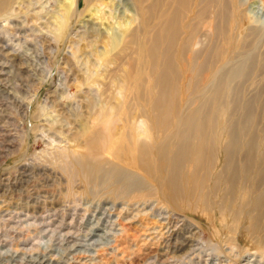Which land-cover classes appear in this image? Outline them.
I'll list each match as a JSON object with an SVG mask.
<instances>
[{
  "label": "bare ground",
  "instance_id": "6f19581e",
  "mask_svg": "<svg viewBox=\"0 0 264 264\" xmlns=\"http://www.w3.org/2000/svg\"><path fill=\"white\" fill-rule=\"evenodd\" d=\"M22 1L0 0V35L10 28L23 31L24 24L13 19L15 5ZM130 2L131 13H124L121 26L110 13L112 0H83V9L79 0H59L64 13L55 17L62 32L58 39L65 38L70 22L78 23L86 12L91 13V26H105L104 32L90 27L110 40V58L101 65L107 64H103L110 68L107 77L119 88L117 103L113 102L119 118L108 112L122 125L117 124L114 135L105 133L110 120L105 113L109 119L103 124L102 120L103 129L83 128L80 136L87 158L110 153L127 178L131 176L125 170L138 175L131 173L137 182H145L144 190L154 185L164 210L146 201L141 205L163 221L156 264L193 250L199 240L197 217L212 227L213 237L238 249L239 262L251 254L252 262L264 263V50L255 52L258 45L264 47V28L249 26L247 11L238 0ZM203 22H209L212 36L193 52ZM249 84L257 92L246 97ZM111 87L104 85L103 94ZM187 94L192 99L184 100ZM192 100L199 104L191 110ZM181 213L193 217L179 218ZM102 216L99 221L111 218L107 210ZM243 243L246 249L241 250Z\"/></svg>",
  "mask_w": 264,
  "mask_h": 264
},
{
  "label": "rangeland",
  "instance_id": "374dc122",
  "mask_svg": "<svg viewBox=\"0 0 264 264\" xmlns=\"http://www.w3.org/2000/svg\"><path fill=\"white\" fill-rule=\"evenodd\" d=\"M129 2L112 0L110 13L121 26L124 13H131ZM238 2L244 4L249 26L263 29L264 2ZM79 3L83 9V0ZM14 10L13 19L24 24L23 31L10 28L8 34L0 35V264H156L163 221L152 216L150 207L160 211L165 207L154 185L144 190L145 182H137L134 173L125 170L131 176L127 178L110 153L87 158L80 136L83 128L103 129L109 119L105 113L111 120L106 121V126L110 124L104 127L105 133L114 135L121 123L116 115L119 107L114 106L117 82H110V68L106 70L105 62L101 65L110 58L111 43L91 32L97 26L104 32L105 26H91V13L86 12L82 21L70 22L65 38L58 39L62 32L55 17L64 13L59 0H23ZM203 23L193 52L212 36L209 22ZM261 47L255 52L263 51ZM94 79L100 84L93 85L97 84ZM107 84L112 85L111 91L103 94ZM256 92L249 84L244 95ZM187 96L183 99L193 97ZM198 104L192 100L190 109ZM145 201L150 207L141 205ZM106 210L111 218L99 221ZM195 219L200 222L195 223L199 240L193 250L185 249L177 255L181 258L165 264H255L251 254L239 262L234 245L213 237L212 227L203 218ZM97 224L99 230L94 233ZM92 234L102 237L92 238ZM245 247L241 244V250Z\"/></svg>",
  "mask_w": 264,
  "mask_h": 264
}]
</instances>
